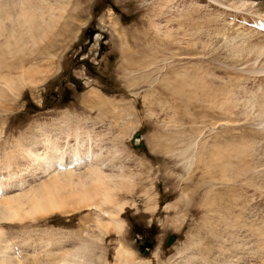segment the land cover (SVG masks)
Returning <instances> with one entry per match:
<instances>
[{"label": "rangeland", "instance_id": "obj_1", "mask_svg": "<svg viewBox=\"0 0 264 264\" xmlns=\"http://www.w3.org/2000/svg\"><path fill=\"white\" fill-rule=\"evenodd\" d=\"M66 3L49 25L59 43L42 80L4 75L9 59L35 51L30 38L0 46V264H264V51L247 50L264 43L250 24L264 9L257 0ZM192 9L216 23L187 22ZM9 10L0 41L20 13ZM86 94L101 100L82 102ZM222 101L237 105L225 111ZM78 147L106 155L105 173L124 171L129 187L105 202L51 190Z\"/></svg>", "mask_w": 264, "mask_h": 264}, {"label": "bare ground", "instance_id": "obj_2", "mask_svg": "<svg viewBox=\"0 0 264 264\" xmlns=\"http://www.w3.org/2000/svg\"><path fill=\"white\" fill-rule=\"evenodd\" d=\"M66 1H63V0H53V2L50 1V0H9V1L1 0L0 1V16H3L5 19H8L9 16L11 15L9 9L12 6H17V7H19V10H20V13L16 17L15 21L11 25H9V29L7 30V34L4 36L3 40L0 41V46L8 47L10 42H11V39H13V38H16L17 41H18V39H19V41H22L24 39H29L30 38V40L33 42V45L35 47L34 48L35 51H32V54L28 55L27 57H24V56L20 55L19 57L14 56L13 58L9 59V62L6 64V67H5L4 75L12 77V79L16 80V83L19 82V84H20L21 82L23 83L24 81H36V80H40V79L42 80L43 76H46L47 74H49V72H51L54 69V67H53V65H54L53 61L54 60L53 59H52V61L49 60V56L48 55H49V52L51 50L55 49L58 46L57 42L59 43V40L55 39L56 41L54 42L53 39H51V37L48 36V34L50 33L49 32L50 31L49 25H51V24L57 25V22L55 20L59 19V18L55 17L56 16V14H55L56 13V6H59V5L63 4V2L65 4H67ZM240 5H241V3H240ZM257 5L260 7V9L261 8L264 9V0H257ZM196 9H192L193 11L194 10L195 11L194 12L192 11L193 14L191 16L186 15V16L191 17V19L189 18V20L186 17L187 20H188L187 22H189L190 20H192V22H196L199 19V15H198L199 13L197 12V10H199V9H197V10ZM63 10H64V7H63ZM190 13H191V10H190ZM20 17H21V20H20ZM186 18H184V19H186ZM65 20L66 21L63 22L61 24V26H64V24L66 26L68 25L67 24L68 23L67 19H65ZM185 21L186 20H184V22L182 21V25L185 23ZM215 21H216L215 18H209V17L205 18L204 17V20L200 19L199 22H201L202 24H205L203 22L211 23V22H215ZM261 21L260 22H255V23L261 24V25L264 26V20L262 22ZM59 23H60V21H59ZM208 23L205 24V25L209 26L210 24H208ZM179 24H181V23H179ZM186 24L188 25V23H186ZM194 24H192V25H194ZM183 26H185V25H183ZM197 26H201V24L197 25ZM204 27H206V26H204ZM62 29H63V27H61L58 30V33H57L56 37H60L63 34ZM257 32L259 33V31H257ZM263 35H264V33H263ZM25 36H27V37H25ZM240 48H241V46H240ZM247 50L249 52H251V51H255V52H258V51L260 52L261 51L262 52V51H264V43H262V44H251V45L247 46ZM3 52H5V51H3ZM25 53L26 52H23V54H25ZM54 53H55V51H54ZM55 55H56V53L54 54V56ZM47 62H50L52 64V65L50 64V66L48 65L49 66L48 67L49 68L48 71L45 70L46 68H42V67L46 66ZM4 65H5V63H4ZM0 80H2V79H0ZM13 82H15V81H12V83ZM233 97L234 96L232 95V97H230V98L233 99ZM97 98H98V100H101V98H99V97H96L95 100H91L90 97L88 96V94H86L83 97L82 102L86 103V102L89 101V102H93L94 105H96L97 101H98ZM233 102H231V103H233ZM260 103H262V101ZM260 103H259V105H260ZM221 104H222L221 107H223V105H225L224 110L225 109H228V110L229 109H233L237 105L234 102L233 105L229 103L231 105V106H229V104H226L223 101H222ZM79 148L80 147L74 148V150L72 151L71 156H70V158L68 160L67 168H69V166H71L72 169H70L71 168L70 167L69 168L70 171L67 170V172H61V173L57 172L55 174V176L54 175L52 176V180L54 178L55 179L53 180L54 182H50L49 181L51 183V186H50L52 188L51 190H53V189H55V190L56 189L57 190H60V189L67 190L68 189L69 190L68 192L70 193L69 195L72 196V195L77 194V195L80 196L79 199H78L79 201H84L85 199H87L90 196H102V202H105V201H107V199L110 196V190L114 191L115 188H117V189L125 188L126 184H130V182H126V181H129V180H127V178H129V177L125 178V174L123 173L124 171H119L120 169L116 170V171H119V172H114L112 175H108V174L105 173V171L111 172V170H113V168H110L111 166L107 165L106 163L104 164V161H105L104 158H105L106 155H104L102 157L99 156L100 158L98 156L94 157V154L92 152H90V151L82 152L81 150H79ZM49 156H52V155H49ZM49 156H47V157H49ZM47 157H44L43 162H45V160H46L49 163V159H50L51 160L50 163H52V160H54V159H51L49 157L48 160H47ZM63 157H64V155H63ZM63 157L62 156L58 157L56 163H54V164H57V162L60 163L59 165L65 163L66 161H64ZM42 158H43V156H42ZM52 158H54V157H52ZM55 160H56V158H55ZM88 162L91 163V165L89 163V168H90L89 170H87L86 172H81L79 174L74 173L75 170H76L75 167L77 165H82V163L83 164L85 163V166H86V164ZM96 162H98V164H95ZM113 163H114V161H113ZM66 165H67V163L65 164V166ZM44 167L47 170L49 168L48 166H44ZM73 167L75 169H73ZM46 169H44V170H46ZM52 171H54V170H52ZM72 171H74V172H72ZM55 180L58 181V182L56 183ZM62 185H67V186H63L62 187ZM127 186L129 187V185H127ZM127 186H126V188H127ZM43 188H45V187H43ZM73 188L75 189L74 192L72 191ZM40 195L41 194L39 193L36 196H40ZM10 206L11 205H8L9 210L11 209ZM47 210H49V209H47ZM105 213L107 215H109L107 211H105ZM110 219H111V221H113L112 222L113 226H112V224H110V225L112 226V228H114L116 230V232L119 233L121 231V228H122V222H120L119 220L117 221V220L113 219L112 217H110ZM90 244L91 243L89 242V244H87L88 246H84L83 248H80V249L74 251V254H72V255H74V257H76V256H79L80 254H82L83 251H85V250H90L91 251L92 248L91 249L89 248V246H91ZM93 250H94V247H93ZM126 255L128 257L129 256L132 257L133 254L132 255L131 254H126ZM6 258H7V261L9 260L8 262H10L11 258L8 257V256ZM8 258H10V259H8ZM86 259H90V257H88ZM118 260L120 261L119 262L120 264H151V262L148 261V260H137V259L134 258V256L132 257V260H127V259H124L122 257L118 258Z\"/></svg>", "mask_w": 264, "mask_h": 264}, {"label": "water", "instance_id": "obj_3", "mask_svg": "<svg viewBox=\"0 0 264 264\" xmlns=\"http://www.w3.org/2000/svg\"><path fill=\"white\" fill-rule=\"evenodd\" d=\"M89 33V40L91 41L92 40V37H93V34L95 33V31L93 30H88L87 31ZM140 137V134L137 133L134 137H133V140L135 139H139ZM176 239V236L174 234H170L167 238H166V241H165V244L167 246L171 245L173 243V241ZM153 247V243H149V242H145L144 244H140L139 245V249L140 251H142L145 255L147 254V250L152 248Z\"/></svg>", "mask_w": 264, "mask_h": 264}, {"label": "flooded vegetation", "instance_id": "obj_4", "mask_svg": "<svg viewBox=\"0 0 264 264\" xmlns=\"http://www.w3.org/2000/svg\"><path fill=\"white\" fill-rule=\"evenodd\" d=\"M142 241H143V243H145V242H151V241H153L152 240V238L151 237H147V235H145V237L144 238H142ZM141 244V243H140Z\"/></svg>", "mask_w": 264, "mask_h": 264}, {"label": "trees", "instance_id": "obj_5", "mask_svg": "<svg viewBox=\"0 0 264 264\" xmlns=\"http://www.w3.org/2000/svg\"><path fill=\"white\" fill-rule=\"evenodd\" d=\"M72 82L75 83L74 79H72Z\"/></svg>", "mask_w": 264, "mask_h": 264}]
</instances>
